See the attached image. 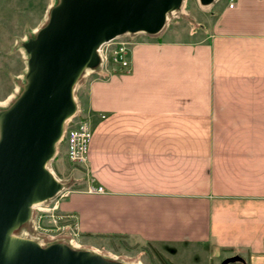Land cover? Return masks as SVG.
I'll use <instances>...</instances> for the list:
<instances>
[{"label":"crops","instance_id":"0c3cea01","mask_svg":"<svg viewBox=\"0 0 264 264\" xmlns=\"http://www.w3.org/2000/svg\"><path fill=\"white\" fill-rule=\"evenodd\" d=\"M221 2L185 36L142 33L130 72L92 73L87 176L60 204L82 236L139 238L175 262L205 252L219 264L238 254L237 223L264 222V0ZM91 178L106 192L89 193ZM250 253L246 264H264V241Z\"/></svg>","mask_w":264,"mask_h":264},{"label":"water","instance_id":"95a60500","mask_svg":"<svg viewBox=\"0 0 264 264\" xmlns=\"http://www.w3.org/2000/svg\"><path fill=\"white\" fill-rule=\"evenodd\" d=\"M216 0H199L211 5ZM184 0H56L48 19L23 42L27 70L21 91L0 108V264H132L60 240L41 244L17 232L33 207L65 183L49 167L67 121L78 110L76 86L98 68L100 46L127 34H157ZM246 260L239 254L220 264Z\"/></svg>","mask_w":264,"mask_h":264},{"label":"rangeland","instance_id":"374dc122","mask_svg":"<svg viewBox=\"0 0 264 264\" xmlns=\"http://www.w3.org/2000/svg\"><path fill=\"white\" fill-rule=\"evenodd\" d=\"M55 2L56 0H0V108L8 106L21 91L28 57L23 42L30 36H34L40 27L46 23L49 8ZM212 4L205 6L199 0H184L180 10L168 15L167 24L163 30L171 33L178 31L176 35L182 37L190 30H197L203 25H209L213 19L214 7ZM142 39V33L135 35V40L140 41ZM94 70L99 71L98 68L87 70L76 86L78 108L82 109V101L87 92L88 81ZM61 143L64 144L65 140L61 141L58 146ZM49 167L56 177L65 183L64 190L70 191L75 185H81L80 182L87 176L86 168L78 167L70 160L68 161L65 152L59 151V147ZM54 205L55 200L53 199L39 205L33 210L31 220L17 234L33 238L38 242H46L45 245L51 243L52 241L48 242L50 241L49 237L42 229L53 226V211H40L39 208L48 209ZM58 213H61L60 208L54 212L56 215ZM67 219L75 220L73 217L62 218L61 222H65ZM255 222L256 224L252 228L237 223V235L231 236L235 242L237 253L244 258L250 259V255H252L250 252H254V249L255 251L259 250L264 241L261 237L264 222ZM79 238L82 244L80 248L93 249L107 257L132 264H165L163 258L171 264H210L207 254L205 257V252H192V254L188 252L185 254L186 252H184V254H179L180 260L175 262L166 257L169 253L167 248L154 246L139 238L116 236L89 238L81 234ZM249 240L251 241L250 244ZM250 246L253 249H250ZM205 249L207 250V248ZM228 256H232V254Z\"/></svg>","mask_w":264,"mask_h":264},{"label":"built area","instance_id":"2783aa9c","mask_svg":"<svg viewBox=\"0 0 264 264\" xmlns=\"http://www.w3.org/2000/svg\"><path fill=\"white\" fill-rule=\"evenodd\" d=\"M228 1L229 6L233 8L237 0ZM135 35L127 33L102 44L98 49L100 54L98 70L107 75L116 72H130L132 69L131 53L134 46L138 43L135 40ZM93 131L94 127L91 119L81 108H78L76 114L67 121L62 138V141L65 140L67 144L68 159L76 165L85 167L87 170L90 160L89 155ZM86 190L89 193L106 192L103 186L94 183L93 178L90 179ZM69 193V190L63 189L52 198L55 200V205L52 208H39L40 211H53V226L43 229L40 227V229L49 237L50 241L48 242L67 240L73 247L80 248L82 246L79 238L81 233L75 220L67 219L65 222H61L62 218H71V216L62 213L54 214L60 208L62 199L67 197ZM39 205H42V203L35 205L33 210L38 208ZM40 243L45 245L46 242Z\"/></svg>","mask_w":264,"mask_h":264},{"label":"trees","instance_id":"16d2710c","mask_svg":"<svg viewBox=\"0 0 264 264\" xmlns=\"http://www.w3.org/2000/svg\"><path fill=\"white\" fill-rule=\"evenodd\" d=\"M82 186L81 185H75L74 186V188H72V190H75V189H79V188H81ZM116 237H118V236H116ZM164 259V261H165V264H171V262H169L168 260H166L165 258H163Z\"/></svg>","mask_w":264,"mask_h":264}]
</instances>
